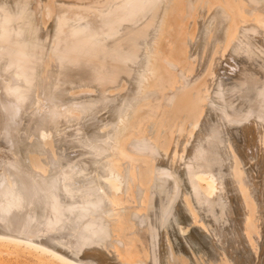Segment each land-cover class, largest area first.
<instances>
[{"label": "bare ground", "instance_id": "bare-ground-1", "mask_svg": "<svg viewBox=\"0 0 264 264\" xmlns=\"http://www.w3.org/2000/svg\"><path fill=\"white\" fill-rule=\"evenodd\" d=\"M117 1L0 0V264H264V0ZM178 206L237 262L172 252Z\"/></svg>", "mask_w": 264, "mask_h": 264}, {"label": "rangeland", "instance_id": "rangeland-1", "mask_svg": "<svg viewBox=\"0 0 264 264\" xmlns=\"http://www.w3.org/2000/svg\"><path fill=\"white\" fill-rule=\"evenodd\" d=\"M57 1H58V3L60 4V2H62L63 0H57ZM120 1H121V0L115 2L114 5H113V3L111 2L112 4H111V3L108 4V6H110V7H108V6H107V7H108V8L110 9V11H111V10H112L111 8H117V6H118L119 9L115 10V14H116V15L118 14L116 17H118V18L120 17L118 20H119L120 22H122V21H121V18L124 17V16L127 14V10H125L126 6H125L124 2H126V3L128 4L130 1H129V0H124V1L122 0V2L119 3ZM128 1H129V2H128ZM65 2H67V1L65 0ZM69 2H70V3H69ZM82 3H83V2H80V0H77V1H76V0H75V1H72V0H71V1H68L66 5H68V4H69V5H76V4H82ZM86 3H87V2H86ZM86 3L84 2V4L87 5V6H92V5H93V4L91 5V3H89V4H88V3L86 4ZM130 3H132V2H130ZM115 4H116V5H115ZM118 4H121V5H118ZM120 7H121V8H120ZM126 9H127V8H126ZM121 14H122V15H121ZM123 14H124V16H123ZM207 22L209 23V22H212V21H209V19H208L207 21H205V23H207ZM203 23H204V22L202 21V24H201V25L204 26ZM208 23L205 24V26L208 25ZM122 25H123V24H122ZM218 25H219V24H218ZM218 25H217V26H218ZM77 26H78V25H77ZM79 26H80V25H79ZM212 26H213V27H212ZM212 26L208 28V29H209V30H208V36L212 35L213 33L216 34V31L218 30V27H217V30H216V28H215V27H216L215 22L212 23ZM219 26H221V25H219ZM121 27H122V26H121ZM202 28H203V27H202ZM213 28H214L216 31H215V30L213 31ZM210 29H211V30H210ZM211 31H212L213 33H212ZM218 32H219V31H218ZM210 33H211V34H210ZM214 39H216L215 36H214ZM47 40H49V41H46V42H45V43H46V45H45V49H46L47 51L44 50V53L42 54V56H44L45 53H47V54L50 53V52H48V50H49L50 46L52 45V43H50V42H51V39H47ZM212 41L214 42L213 39H212ZM48 42H49V43H48ZM108 45H109V47L111 48L112 45H110V44H108ZM232 45H234V43H233ZM46 47H47L48 49H47ZM143 47H144V45H143ZM144 48H145V47H144ZM122 49H123V48H122ZM117 50H118V49H117ZM123 51H124V50H119V52H120L121 54H122ZM117 52H118V51H117ZM45 56H46V55H45ZM43 58H44V57H43ZM88 71H89V70H88L87 68H85V69H82V72H81V73H82V74H88V73H85V72H88ZM255 72H256V69L252 71V74H251V75H253V73H255ZM255 74H256V73H255ZM84 77H86V76L84 75ZM86 80H87V79H86ZM233 80L236 81V80H237L236 77H233L232 79H229V82L232 83ZM88 81H89V80H88ZM90 83H91V82H90ZM129 85H130V84L128 83V85H127L128 87L126 86V88H124L125 90H126V89L128 90V88H129V90H128L129 92L126 90V91L123 92V93H125V95H123V94H122V95H121V94H118L119 96L117 95L115 102L117 101L118 103H122V102H120V101H122V100L125 101L124 98H125L126 96H127V97H126V98H127V99H126L127 101H128V100H131L132 98L134 99V96L137 94V92H136L135 88H131L132 85H130V86H129ZM75 87H76V86H75ZM77 87H78V86H77ZM80 87L83 89L82 86H79V88H80ZM124 89H123V90H124ZM131 90H133V91L135 90V93H134L133 91H131ZM101 92H102V91H101ZM131 92H133L134 94H132ZM131 94H132V95H131ZM108 95H109V92H108ZM108 95L106 94L107 97H108ZM130 95H131V96H130ZM106 96H105V97H106ZM122 96H123V97H122ZM129 96H130V97H129ZM68 97H69V98H68ZM119 97H120V98H119ZM65 98H68V99L72 100V99H71L72 97H70V94H68V95L66 94V95H65ZM82 98H83V100L86 99V97H82ZM82 98H81V100H82ZM121 98H122V99H121ZM136 98H137V97H136ZM136 98H135V99H136ZM76 99H77V97H76ZM76 99L73 98V100H76ZM79 99H80V98H78V100H79ZM135 99H134V100H135ZM134 100H133V101H134ZM133 101H132V102H133ZM129 102H131V101H129ZM132 102H131V103H132ZM118 103H116V104L118 105ZM116 104H115V105H116ZM99 105H100V104H99ZM99 105H98V106H99ZM121 105H122V104H120V105H118V106H116V107H119V108H120ZM123 105H124V104H123ZM131 105H132V104H131ZM100 108H101V109L103 108V110L101 111ZM108 108H109L108 106H107L106 108H105V107H102V106H99V110H98V111L101 112V113H103V114H104V111L108 112L107 115H108V120H109V118H110V116H111V112H110V110H109L110 108H109V109H108ZM105 109H106V110H105ZM99 112H96V113H97L98 116H101L102 114L99 113ZM106 112H105V113H106ZM100 114H101V115H100ZM84 117H85V116H84ZM96 117H97V116H96ZM113 118H114V117L111 116V119H112V120L110 119L111 121L109 120V122H108L107 119H106V121H105V120L102 121L101 118H98V117H97V118H96V119H97V120H96V124H97L96 126L98 127V126L100 125L99 127H101V126H102L103 124H105V123H110V122L112 123ZM85 119H86V118H85ZM100 119H101V120H100ZM99 121H100V122H99ZM102 122H103V123H102ZM104 122H105V123H104ZM101 123H102V124H101ZM110 125H111V124H110ZM110 125H109V127H110ZM99 127H98V128L95 127V128H94V131H95V129H97L96 131H98L99 129H101V128H99ZM110 128H111V127H110ZM83 129H85V127H84ZM87 129H88V128H87ZM229 129H230V130L226 131V132H227L226 135H224L223 132H222V134H221V138H222V136H223V140H224V143H222V145H223V144H224V145L221 146V148L223 147L221 150L224 151V152H225L227 149L229 150L228 145H231L232 142L235 143V144L232 143V144L235 145V146L231 145V146L233 147L234 150L239 149V148L236 147V146H239V147H240L241 144L244 145L243 140H242L241 138L239 139V137H240V135H241V134H240V133H241V132H240V131H241V128L239 129V127H235V129H234L233 127H232V128L229 127ZM233 129L235 130L236 134L234 133V130H233ZM237 129H238L239 131H238ZM85 130H86V129H85ZM88 130H89V129H88ZM201 131H202V129H200V130L198 131V133H196V135H194V136H196V137H193V138H192V142L188 145V147H187V149H186V150H187V153H190L191 148H193L192 146H193V145L195 144V142L199 139V135H200V132H201ZM229 131H230V132L232 131L233 133H232V132L230 133ZM237 131H238V132H237ZM86 132H87V130L85 131V133H86ZM88 132H90V130H89ZM207 132H208V130H207L206 132H204V134L207 133ZM239 132H240V133H239ZM82 133H83V132H82ZM101 133H102V134H101ZM101 133H100V135H111V133H110V134H107L108 132H101ZM104 133H105V134H104ZM238 133H239V135H238ZM202 134H203V133H202ZM232 135H233V137H235V138H233V137H232V139L229 138V137H231ZM81 136H82V135H81ZM225 136H227V137H225ZM236 136H237V137H236ZM224 138H226V139H224ZM228 138H229V139H228ZM195 139H196V140H195ZM227 139H228V140H227ZM230 139H231V140H230ZM233 139H234V141H232ZM237 139H239V140L237 141ZM194 140H195V141H194ZM225 140H227V141H225ZM235 140H236L237 142H235ZM231 141H232V142H231ZM221 142H222V141H221ZM229 142H231V143H229ZM240 142H242V143H240ZM250 142H251V144H252V141H250ZM250 142H248V143L246 142V143H247L248 145H250ZM225 143H226V145H225ZM227 143H228V145H227ZM239 143H240V144H239ZM190 145H191V147H190ZM243 145H242V146H243ZM224 146H225V149H224ZM242 146H241V147H242ZM235 147H236V148H235ZM241 147H240V148H241ZM243 147H245V145H244ZM243 147H242V148H243ZM189 148H190V149H189ZM242 148H241V150H242ZM228 150H227V151H228ZM227 151H226V152H227ZM186 156H187V155H186ZM186 156H185V157H186ZM187 159H188V157H187ZM259 160H260V159H259ZM261 161H264V160H261ZM261 161H259L260 168H261L260 171H261V173H262L261 175L264 176V162H261ZM164 162H165V161H164ZM261 163H262V164H261ZM160 165H161V164H160ZM182 166H183V161H182V163H181L180 165H178V167H177V169L179 170L178 172H180V170H181V173H182V170H183V168H184V166H183V167H182ZM261 166H262L263 168H262ZM179 167H180L181 169H180ZM228 168H229V165H228L227 167H226V166H225V167H222V170L224 169V171L221 170V171L218 172V173H219V174L221 173L222 175L225 174L226 172L228 173V172H229ZM176 174H178V175H176ZM176 174H175V175H176L177 178H181V174H180V173H176ZM179 174H180V175H179ZM221 174H220V175H221ZM247 177H248V176H247ZM219 179H220V177H219ZM172 180H173V179H172ZM182 180H183V181H182ZM182 180L180 179V181H182L183 184H184V179H182ZM249 180H250V181H249ZM260 180H261V181H260ZM221 181H223V180H221ZM224 181H225V180H224ZM253 182H254L255 184H254ZM258 182L262 183V185L264 184V180H262L261 177L259 178V181L257 180V182L253 181V178H248V185L250 184V186L253 188V190H254L255 192H256V189L259 191V188L262 189V190H261V192H262L263 189H264V186L261 185V187H260V185H259L260 183H258ZM184 185H185V184H184ZM255 185H256V186H255ZM258 185H259V186H258ZM257 186H258V187H257ZM181 189H182V190H181ZM181 189H180L181 193H182V192H185V191H187V192H189V191L191 192V191H192L191 188L186 187V186H183V185H182ZM189 189H190V190H189ZM183 190H184V191H183ZM261 192H260V193H261ZM262 193H263V192H262ZM231 204H232V203H231ZM178 210H180V211H182V212H177ZM173 212H175V213H173L174 218H173V221H172L171 223H172V225H173L172 227H174V228H171V231H173V233H170V235H171L170 237H171V238H169V239H171V241H170L171 248H173V249H172V252H174V253L176 252V254L179 252L178 254H183L184 256L186 255V257L190 258L191 260H192V258H193L194 255L197 256V255L200 253L198 256H203V258L206 260L205 262H207V260H208V262H209L210 260H211V262H214V261H215V257H220V256H221V253H222V256L225 257L226 259H229L230 262L233 261V260H232V257H233L234 260L236 259L235 262H237V258H234V257H238V256H239V253H237V252H240L239 250H240V248H241V247H240V246H241V240L238 239V237H239V236H238V231H235V229L233 228V226H232V228L230 227V224H233V223H234V222H233V219H231V220L229 219L231 223H228V226L231 228V229H228V231L230 230L229 233L231 234V233L233 232V234H231V235H230V234H227V232H225V230H217V231H219V232L214 233V235H212L213 237L215 236V237H214L215 239L213 238V239H209V240H207L206 237L203 238V236H204V235H202V234H203V231H202L201 229H199V228H196V229H195L196 231L193 229V230L190 231L188 234H186V236H187V235L190 236V237L187 238L186 236H184V235L178 233L179 231H178L177 229H175V228H178V226L181 225V224H182V225H186V224H187L186 219L188 218V216L185 215V213H184L182 207H180V206L176 207V208H175V211H173ZM180 213H181V215L185 216L186 218H185V217H184V219L181 218L182 216L179 215ZM176 215L179 216V217H177V218H180V220H182V219H183V220H182V221H180V220H178V219L176 220V218H175ZM231 216H232V215H231ZM210 220H211V219H209V221H210ZM179 221H180V222H179ZM184 221H185V223H184ZM176 222H179V223H176ZM178 224H179V225H178ZM177 225H178V226H177ZM175 230H176V232H175ZM199 230H201V231H199ZM171 231H170V232H171ZM223 231H224V232H223ZM192 232H194V233H192ZM200 233H201V236H202V237L199 236ZM224 233H225L226 235H225ZM197 234H198V235H197ZM178 235H179V236H178ZM194 236H195V237H194ZM198 236H199V237H198ZM217 236H219V237H217ZM224 236H225V237H224ZM229 236H231L232 238L230 239ZM235 236H236V237H235ZM173 237H174V238H173ZM182 237H183V239H182ZM191 237H192V238H191ZM197 237H198L199 239H195V238H197ZM219 238H220V239H219ZM178 239H179V240H178ZM190 239H193V241H190ZM237 239H238V240H237ZM175 240L178 241V242H177V243H176V242L174 243ZM188 240L191 242V243H190V242L188 243L189 245L186 244V243L188 242ZM195 240H196V241H195ZM202 240H203V241H202ZM204 240H207V241H205V243H203ZM185 241H186V243H185ZM194 241H195V242H194ZM199 241H201V242H199ZM211 241H212V243H211ZM234 241H235V242H234ZM192 242H193L194 244H193ZM206 242H207V243H206ZM213 242H214V245H213ZM217 242H218V243H217ZM226 242H227V244H226ZM229 242H230V243H229ZM197 243H198V244H197ZM215 243H216V244H215ZM162 244H163V243H162ZM181 244H182V245H181ZM195 244H197V245H195ZM205 244H206V245H205ZM224 244H225L226 246H225ZM231 244H232V245H231ZM233 244H234V245H233ZM183 245H184V246H183ZM187 245H188V246H187ZM190 245H191V246L194 245L195 247H191V248H193V249L189 250V248H190L189 246H190ZM207 245H208V246H207ZM210 245H211V246H210ZM215 245H216V247H215ZM219 245H220V246H219ZM223 245H224V246H223ZM173 246H174V247H173ZM178 246H179V247H178ZM199 246L201 247V249L203 248V251H202L200 248H198ZM202 246H204V247H202ZM218 246H219V247H218ZM238 246H239V247H238ZM175 247H176V248H175ZM207 247H208L209 249H208ZM228 247H229V248H228ZM195 248H196V249H195ZM204 248H205L206 251L204 250ZM217 248H218V249H217ZM236 248H237V249H236ZM182 249H183L184 251H183ZM185 249H186V250H185ZM198 249H199L200 252L197 251ZM211 249H213L212 252H211ZM216 249H217V250H216ZM233 249H234V250H233ZM235 249H236V250H235ZM209 250H210V251H209ZM185 251H186V252H185ZM191 251H192V252H191ZM194 251H195V252H194ZM204 251H205L206 253H205ZM217 251H218V252L220 251V253H219L220 256H219V254H218ZM221 251H223V252H221ZM227 251H228V253H226ZM235 251H236V253H235ZM180 252H181V253H180ZM187 252H188V253H187ZM190 252H191V253H190ZM193 252H194V253H193ZM210 252H211V253H210ZM184 253H185V254H184ZM207 253H208V255H207ZM223 253H224V254H223ZM232 253H233V254H232ZM210 254H211V255H210ZM212 254H213V255H212ZM225 254H226V255H225ZM230 254H231V257H230ZM209 255H210V257H212V258L214 257V258H213V261H212V258L209 257ZM224 255H225V256H224ZM227 255H228V256H227ZM226 256H227V257H226ZM207 258H208V259H207ZM233 262H234V261H233Z\"/></svg>", "mask_w": 264, "mask_h": 264}]
</instances>
